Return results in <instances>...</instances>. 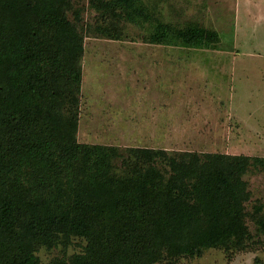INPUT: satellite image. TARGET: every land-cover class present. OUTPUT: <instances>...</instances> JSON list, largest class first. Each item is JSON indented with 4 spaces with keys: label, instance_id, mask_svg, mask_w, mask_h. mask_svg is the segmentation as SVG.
<instances>
[{
    "label": "trees",
    "instance_id": "1",
    "mask_svg": "<svg viewBox=\"0 0 264 264\" xmlns=\"http://www.w3.org/2000/svg\"><path fill=\"white\" fill-rule=\"evenodd\" d=\"M74 1L83 0H0V264H41L38 249L66 244L56 243L60 235L89 241L85 255L50 264L242 249L251 198L244 176L264 170V158L132 149L129 171L117 174L116 148L75 141L85 50L68 18ZM128 238L138 240L137 253Z\"/></svg>",
    "mask_w": 264,
    "mask_h": 264
},
{
    "label": "rangeland",
    "instance_id": "2",
    "mask_svg": "<svg viewBox=\"0 0 264 264\" xmlns=\"http://www.w3.org/2000/svg\"><path fill=\"white\" fill-rule=\"evenodd\" d=\"M68 18L85 50L74 139L116 148L117 174L129 171L132 149L264 158V0H83ZM244 180L251 198L242 249L165 252L144 264H264V170ZM63 237L56 243L66 244L38 249L41 264L85 255L89 241Z\"/></svg>",
    "mask_w": 264,
    "mask_h": 264
}]
</instances>
